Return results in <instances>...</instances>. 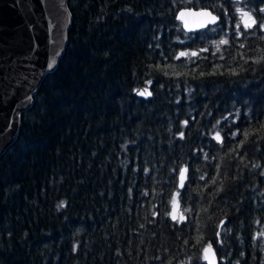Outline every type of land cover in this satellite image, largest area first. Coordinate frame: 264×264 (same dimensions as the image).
I'll return each instance as SVG.
<instances>
[{"label": "trees", "instance_id": "obj_1", "mask_svg": "<svg viewBox=\"0 0 264 264\" xmlns=\"http://www.w3.org/2000/svg\"><path fill=\"white\" fill-rule=\"evenodd\" d=\"M206 4L216 32L181 30L185 0L68 1L0 158V264H264V0Z\"/></svg>", "mask_w": 264, "mask_h": 264}, {"label": "water", "instance_id": "obj_2", "mask_svg": "<svg viewBox=\"0 0 264 264\" xmlns=\"http://www.w3.org/2000/svg\"><path fill=\"white\" fill-rule=\"evenodd\" d=\"M68 1L0 0V158L16 142L22 114L33 106L43 80L57 69L65 53L72 24ZM201 10L218 17L208 27L220 22L209 8H182L177 18L181 11ZM50 60L55 63L51 71L47 69ZM207 256L209 264H218L213 248Z\"/></svg>", "mask_w": 264, "mask_h": 264}, {"label": "snow or ice", "instance_id": "obj_3", "mask_svg": "<svg viewBox=\"0 0 264 264\" xmlns=\"http://www.w3.org/2000/svg\"><path fill=\"white\" fill-rule=\"evenodd\" d=\"M188 6H192V7H196L198 6V0H196V2L194 3V0H185V7ZM211 4H206L204 7H211ZM213 11H215V8H213ZM238 11H241V17H242V23L245 29H250L252 28L254 25H256L257 21L253 18L252 14L249 11H243L241 9H238ZM261 12H264V9H260ZM178 19H180L181 21H183V28L188 29L189 32L194 31V29H207L208 32H216L217 29L216 28H209L208 25L209 24H216L218 17L213 15L211 11H206V10H201V11H181L179 13ZM240 29V24L236 25V30L239 31ZM260 29L264 30V21L261 22L260 24ZM183 30V29H181ZM221 31L223 30L222 28L220 29ZM204 38V34L201 33V39ZM187 39L189 40H193L194 37L193 36H188ZM181 43H183V41H181ZM228 44V40L227 39H221L217 44V50H219V46L220 45H225ZM207 49H202V51H206ZM189 53L187 52H181L179 53L180 57L183 56H188ZM198 53L197 52H192L191 56H197ZM179 58V57H177ZM259 62V61H257ZM55 67V63L50 60L47 64V69L49 71L53 70ZM146 94V90L143 92H140L139 95H145ZM150 95V93H148ZM30 99V97L28 98ZM264 127V126H262ZM247 135V134H245ZM215 139L220 141L221 137L219 135V133L216 134ZM206 155V154H205ZM187 172V169H182L180 171V178H181V187H183V181L185 179V173ZM201 179H204V177L202 176ZM213 183H215V181L213 180ZM173 204H176V201H173ZM63 206V205H61ZM190 211V210H188ZM172 219L176 220L177 216L173 213L172 214ZM185 219V217L183 215L180 216V220L183 221ZM187 243V241H186ZM211 250V245H209L208 247L204 248V253H205V259H208L207 253Z\"/></svg>", "mask_w": 264, "mask_h": 264}, {"label": "rangeland", "instance_id": "obj_4", "mask_svg": "<svg viewBox=\"0 0 264 264\" xmlns=\"http://www.w3.org/2000/svg\"><path fill=\"white\" fill-rule=\"evenodd\" d=\"M175 201H176V204L172 205V214L174 213L177 216V218L180 219V216L183 215V213L179 209V204H178L177 199H175Z\"/></svg>", "mask_w": 264, "mask_h": 264}]
</instances>
